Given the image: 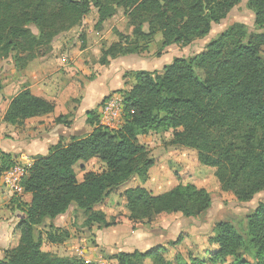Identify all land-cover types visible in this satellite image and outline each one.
<instances>
[{
  "label": "trees",
  "instance_id": "1",
  "mask_svg": "<svg viewBox=\"0 0 264 264\" xmlns=\"http://www.w3.org/2000/svg\"><path fill=\"white\" fill-rule=\"evenodd\" d=\"M242 1L0 0V61L12 58L17 69L33 73L54 40L76 27L84 33L87 18L94 12L98 31L120 12L131 31L119 35L123 42L102 52L101 65L135 54L140 42H150L158 34L163 38L162 50L189 45L208 37L213 25L225 20ZM249 7L255 18L253 30L234 24L193 57L176 58L161 71H136L134 86L123 95L120 129L100 126L98 110L89 112L87 123L94 127L89 135L59 143L47 157L34 160L22 183L32 202L16 227L18 246L8 250L0 264H95L44 252L45 241L62 245L71 235L53 225L44 232L42 227L73 207L86 214L84 228L111 227L95 208L112 190L135 178L148 181L156 163L140 137L152 131L172 130V145L197 152L201 163L214 170L224 194L250 202L264 191V0H249ZM54 110L53 104L25 88L11 102L4 121L22 126ZM69 118L61 116L55 123L71 126ZM93 159L104 169L85 174L79 182L76 166ZM17 164L0 152V176ZM124 194L133 222L139 218L151 222L165 213L197 218L212 204L209 193L192 186L179 185L161 195L136 186ZM210 242L219 248L208 260L190 258L184 264H226L228 258L231 264H264V203L249 215L245 236L232 224L220 222ZM167 252V246H159L146 252H121L114 258L118 264H171Z\"/></svg>",
  "mask_w": 264,
  "mask_h": 264
},
{
  "label": "crops",
  "instance_id": "2",
  "mask_svg": "<svg viewBox=\"0 0 264 264\" xmlns=\"http://www.w3.org/2000/svg\"><path fill=\"white\" fill-rule=\"evenodd\" d=\"M81 32L82 28L76 27L68 31L60 41L55 40L47 48L45 57L37 60L36 70L29 75L26 74V79L12 78L13 74H16L15 65L7 67L3 71L7 74L0 76V152L10 155L11 159L19 164L32 165L37 158L47 157L51 149L59 143L68 144L73 138L81 139L89 135L94 127L87 123V114L95 110L99 112L105 99L123 97L135 84L133 78L129 86L127 84L129 79L126 80L124 77L126 72L137 71L132 69L130 59H109L107 65H101L97 56L99 50L93 49L91 44L86 48L85 46L79 48V43L74 38L77 33L78 37L83 36ZM75 78L79 79L80 86L74 85ZM25 88L35 97L53 104L55 110L42 119H30L22 126H12L4 121V117L13 99ZM61 116H70L71 126L56 124V119ZM94 162H99V167H103L101 170L104 169V165L97 159L79 163L82 169L81 179L77 174L79 182H82L84 175L89 172L98 173L88 168V164ZM31 202V194L13 193L0 181V260L4 259L8 250L18 246L16 227L26 218V209ZM71 211H76V208L73 207L66 215L54 221L47 220L45 226L46 224L49 226L46 231L52 225L57 229L69 230L70 219L67 218ZM177 215L179 214L165 213L156 216L151 222L144 221L141 224L130 219L129 211L121 220L106 216L111 227L105 228L95 224L85 228L88 233H83V238L75 239L70 234V238L62 245H53L45 241L43 251L52 253L53 250L63 249L62 252L66 253L58 256L59 258H76L95 264H107L108 261L110 264H118L114 256L121 252H146L159 246H167L168 255L170 249L184 245L189 241V237H192V233L185 235L183 230V236L178 237L182 238L181 243L178 246H170L171 243L178 241L170 238L177 230V224L182 220H192L183 216L177 220V217H174ZM87 235L91 238H87ZM212 237L213 234L208 239V247L204 249V254L200 255V250L192 249L189 256L201 261L208 260L210 254L219 248L210 242ZM231 263L232 259L228 258L226 264Z\"/></svg>",
  "mask_w": 264,
  "mask_h": 264
},
{
  "label": "rangeland",
  "instance_id": "3",
  "mask_svg": "<svg viewBox=\"0 0 264 264\" xmlns=\"http://www.w3.org/2000/svg\"><path fill=\"white\" fill-rule=\"evenodd\" d=\"M97 22L98 16L96 12L90 14L87 18L84 33H82L83 30L81 32L83 36L78 37L77 33L74 39L79 43V48L84 46L86 48L88 44H91L93 49L99 50L97 56L101 58L104 50L114 44L123 42L119 37L120 34L127 36L131 31L127 27V20L123 12H120L118 17L110 23H105L101 31L96 29ZM254 22V13L249 7V0H243L240 5L231 11L225 20L213 25L211 33L203 40L195 41L189 45H175L162 50L163 38L158 34L150 42H140L135 54L118 58L130 59L132 69L137 71H161L176 58H190L199 54L211 41L216 39L232 25L242 23L250 30H253ZM33 30L37 34L36 29L33 28ZM145 31L147 32V27ZM66 33H61L55 40L60 41ZM261 56L264 58V47L261 50ZM12 65H14L12 58L0 61V76L2 77L7 74V72L3 73V71ZM15 70L16 74H13L12 78L22 79L25 77L24 79H26L27 73L25 71L17 69L16 67ZM126 73L124 77L126 80L129 79L127 84L130 86L135 72ZM73 83L78 86L80 81L78 78H75ZM172 141V130L169 132L152 131L148 135L140 137L141 144L149 149L150 157L156 163L154 171L149 173L148 181L143 182V178H135L129 185L112 190L102 204L95 208V211L107 217L110 216L115 220H121L125 213L129 211L124 194L129 187L143 186L153 195H161L179 185L192 186L198 190H205L210 194L212 199L210 208L197 218H190L192 220H182V222H179L176 226L177 230L170 235V238L178 239L179 236H183V230L185 235L186 233H192L189 241H186L185 244L183 243L184 245L178 246L176 249H170V253L167 255L171 264H184L191 261V257L189 256L190 250L197 249L200 250V255L204 254V249L208 247V239L213 234L215 225L220 222L232 224L241 235L245 236L249 215L258 205L264 203V191L255 195L250 202H239L231 194H224L215 177L214 170L205 167L201 163L198 153L190 149L173 146ZM99 165V162H94L93 164H88V168L99 173L103 168L99 167ZM76 171L79 179H81L82 169L79 165ZM182 216V214H179L174 217H177L178 220ZM68 217L67 219H70L68 226L70 234L75 239L83 238V233H88L87 229L83 226L87 218L86 214L76 210L71 211ZM143 221L142 218H139L135 223L141 224L144 223ZM116 224L114 223V225ZM48 226L49 224H46V226L42 227V231L44 232L48 229ZM88 235L87 238H91ZM196 243H198L197 246H195ZM45 250H47V247ZM62 250H53L51 254L58 257L66 253L62 252ZM176 256H180V261L175 259ZM108 262L107 264H110V261Z\"/></svg>",
  "mask_w": 264,
  "mask_h": 264
},
{
  "label": "built area",
  "instance_id": "4",
  "mask_svg": "<svg viewBox=\"0 0 264 264\" xmlns=\"http://www.w3.org/2000/svg\"><path fill=\"white\" fill-rule=\"evenodd\" d=\"M123 102L124 98L120 96L109 98V100L100 108L99 125L111 130L120 129L124 122ZM30 167L31 164L29 163L15 165L0 177L2 185L13 193H24L22 183L27 177Z\"/></svg>",
  "mask_w": 264,
  "mask_h": 264
}]
</instances>
